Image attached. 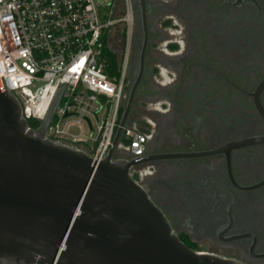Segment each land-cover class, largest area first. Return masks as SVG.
<instances>
[{
    "label": "flooded vegetation",
    "instance_id": "af4514ba",
    "mask_svg": "<svg viewBox=\"0 0 264 264\" xmlns=\"http://www.w3.org/2000/svg\"><path fill=\"white\" fill-rule=\"evenodd\" d=\"M128 1L131 33L105 49L123 106L144 51L128 126L147 139L131 176L193 251L264 264V0Z\"/></svg>",
    "mask_w": 264,
    "mask_h": 264
},
{
    "label": "water",
    "instance_id": "95a60500",
    "mask_svg": "<svg viewBox=\"0 0 264 264\" xmlns=\"http://www.w3.org/2000/svg\"><path fill=\"white\" fill-rule=\"evenodd\" d=\"M143 57L113 144L98 163L48 137L60 94L33 128L0 83V264H245L187 247L131 176L141 160L118 157Z\"/></svg>",
    "mask_w": 264,
    "mask_h": 264
},
{
    "label": "built area",
    "instance_id": "2783aa9c",
    "mask_svg": "<svg viewBox=\"0 0 264 264\" xmlns=\"http://www.w3.org/2000/svg\"><path fill=\"white\" fill-rule=\"evenodd\" d=\"M120 25L131 33L128 0L122 13L120 0H0L2 88L27 120L39 122L60 94L48 137L86 150L97 163L113 144L123 109L124 72L109 76L102 56ZM122 138L132 157L142 156L145 133L127 125Z\"/></svg>",
    "mask_w": 264,
    "mask_h": 264
},
{
    "label": "trees",
    "instance_id": "16d2710c",
    "mask_svg": "<svg viewBox=\"0 0 264 264\" xmlns=\"http://www.w3.org/2000/svg\"><path fill=\"white\" fill-rule=\"evenodd\" d=\"M102 56L106 62V72L108 73L109 76L111 77H120V72L117 70V65L116 63H113V62H109L107 63V56H108V52L107 50L104 48L103 49V53H102ZM123 111V109H122ZM122 111H121V114H122ZM29 122V126L33 127V128H37L39 127L40 125V122L36 119H29L28 120ZM123 143H127L126 139L125 138H122L121 140Z\"/></svg>",
    "mask_w": 264,
    "mask_h": 264
},
{
    "label": "rangeland",
    "instance_id": "374dc122",
    "mask_svg": "<svg viewBox=\"0 0 264 264\" xmlns=\"http://www.w3.org/2000/svg\"><path fill=\"white\" fill-rule=\"evenodd\" d=\"M122 28H124V26L123 25H120L114 31H112V33L115 32V31H117V30L120 31V29H122ZM72 132L79 133V129L77 127H75V128H73ZM121 144H122V142H121ZM124 150L125 149L123 147V144L120 145V148H119L118 152H122Z\"/></svg>",
    "mask_w": 264,
    "mask_h": 264
}]
</instances>
